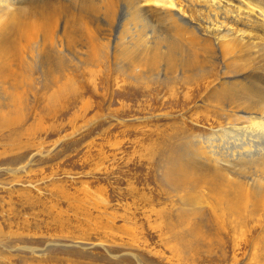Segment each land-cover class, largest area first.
<instances>
[{
	"label": "rangeland",
	"instance_id": "374dc122",
	"mask_svg": "<svg viewBox=\"0 0 264 264\" xmlns=\"http://www.w3.org/2000/svg\"><path fill=\"white\" fill-rule=\"evenodd\" d=\"M122 12L124 25L128 13ZM121 22L115 35L126 37ZM67 23L57 20L55 48L45 49L50 52V65L56 68L50 83L36 44L29 57L33 66L28 72L19 70L21 84L31 77L34 130L30 148L14 154L28 151L32 164L29 173L11 175L5 170H16L21 163L0 162V264H139L135 257L142 264L168 260L180 264L170 249L176 242L169 230L178 224L176 216L185 207L176 186L207 196L210 188L219 190L223 183L242 180L249 182L253 193L259 191L253 168L228 164L233 144L209 138L233 120L232 111L212 92L217 89L221 94L234 75L212 78L188 102L187 86L179 83V74L165 77L166 67L151 78L136 79L114 61L112 45L89 46L84 48L87 51L76 52L81 56L72 53L63 44ZM200 70L194 74L198 83L206 74ZM8 148L0 135V153ZM181 148H191L200 158L204 157L197 151L206 150V156L218 152L215 161L220 165L208 167L200 159L191 169L190 162L176 155L172 170L168 149ZM57 186L63 193L60 236L44 225L45 220L54 223L50 218L55 216L57 202L46 197L56 193ZM250 215L249 211L245 214ZM204 217H209L208 211ZM201 220L196 217L191 224ZM235 221L233 225L228 222L229 232L222 230L223 223L217 226L212 221L213 229L203 226L185 237L189 243L177 248L184 264H264V213L240 233ZM161 256L164 261L158 259Z\"/></svg>",
	"mask_w": 264,
	"mask_h": 264
},
{
	"label": "bare ground",
	"instance_id": "6f19581e",
	"mask_svg": "<svg viewBox=\"0 0 264 264\" xmlns=\"http://www.w3.org/2000/svg\"><path fill=\"white\" fill-rule=\"evenodd\" d=\"M123 9L128 13L124 25L121 22ZM60 18L68 22L63 28V44L72 53L81 56L82 53L76 52L89 46L112 45L114 61L127 75L136 79L151 78L166 67L165 77L179 74V83L187 86L185 99L188 102H192L194 93L200 94L212 78L234 75L221 94L217 89L212 92L221 105L232 111L233 120L225 129L211 133L209 138L211 142L225 143L226 146L233 144L229 149L232 162L228 164L235 162L242 168H253L258 173L259 191L253 193L249 182L242 180L223 183L224 187L219 190L210 188L207 196L200 190L176 186L185 207L176 216L178 224L170 225L169 230L176 242L170 249L179 256L180 264L187 262L181 259L182 252L177 248L188 244L185 237L200 227L213 229L211 222L214 221L217 226L223 223L221 229L229 232L231 228L227 225L238 220V229L235 230L240 233L256 220L257 215L264 213V0H0V135L9 146L0 153L4 156L0 162L21 163L16 170H5L11 175L29 173L32 164L28 151L14 154L17 150L30 148L34 130L31 123L33 108L29 105L31 77L29 75V80L21 84L19 70L27 69L28 72L33 66L29 57L36 44L45 79L49 83L52 81L56 68L50 65L47 47L55 48L54 38ZM120 22L126 37L115 35ZM215 66L222 69L216 71ZM199 69L202 74L206 72L200 83L194 76ZM190 149H168L172 170L175 169L173 160L176 155L190 162L191 169L200 159L206 160L203 165L208 167L220 165L215 161L218 152H209L206 156V150L197 151L204 157L200 158ZM180 175L186 173L180 169ZM60 187L46 197L57 202L53 208L55 216L50 218L55 228L44 219L46 229L55 231L58 236L63 226ZM207 211L209 217L205 219ZM248 211L251 215L245 216ZM196 217L200 220L203 217L204 222L191 224ZM185 249L183 254H186ZM135 259L142 264L140 259ZM158 259L164 261L162 256Z\"/></svg>",
	"mask_w": 264,
	"mask_h": 264
}]
</instances>
